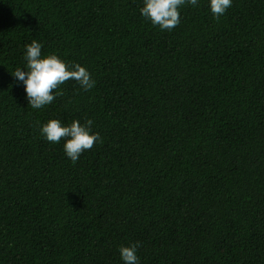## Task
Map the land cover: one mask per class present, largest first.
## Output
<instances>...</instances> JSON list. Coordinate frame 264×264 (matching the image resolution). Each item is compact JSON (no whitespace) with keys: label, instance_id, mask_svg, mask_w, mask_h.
Here are the masks:
<instances>
[{"label":"trees","instance_id":"trees-1","mask_svg":"<svg viewBox=\"0 0 264 264\" xmlns=\"http://www.w3.org/2000/svg\"><path fill=\"white\" fill-rule=\"evenodd\" d=\"M142 0H0V264H264V0L161 31ZM84 66L28 105L24 45ZM93 120L73 163L40 134Z\"/></svg>","mask_w":264,"mask_h":264},{"label":"clouds","instance_id":"clouds-1","mask_svg":"<svg viewBox=\"0 0 264 264\" xmlns=\"http://www.w3.org/2000/svg\"><path fill=\"white\" fill-rule=\"evenodd\" d=\"M140 15L161 31H171L181 23V8L186 5L199 6V0H142ZM233 0H208V8L214 19L219 20L232 6ZM24 69L16 68L12 76L22 82L28 105L42 109L51 104L56 96L62 94L60 86L68 80H75L80 88L88 91L95 87L96 81L91 73L78 63L61 59L57 54H42L43 42L33 39L24 45ZM93 120L84 123L73 120L64 124L58 119H50L40 127L41 136L54 144L63 143V151L73 163L81 154L90 150L94 143H102L99 132L92 131ZM140 242L120 246V259L123 264H140L137 250Z\"/></svg>","mask_w":264,"mask_h":264}]
</instances>
